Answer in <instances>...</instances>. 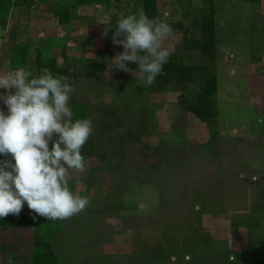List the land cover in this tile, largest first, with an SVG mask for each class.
Listing matches in <instances>:
<instances>
[{
  "label": "rangeland",
  "instance_id": "374dc122",
  "mask_svg": "<svg viewBox=\"0 0 264 264\" xmlns=\"http://www.w3.org/2000/svg\"><path fill=\"white\" fill-rule=\"evenodd\" d=\"M24 1L0 25V73L16 70L12 44L28 47L33 75L49 71L38 60L74 67L70 106L84 105L94 126L87 166L70 180L90 204L65 219L53 243L58 260L173 264L175 255L178 264L190 254L214 264L240 255L264 263V0H216V44L208 54L186 47L203 39V1L158 0L154 20L173 29L166 47L206 67L169 89L146 87L138 62H129L131 72L108 66L124 51L112 39L115 21L145 14L144 0ZM107 17L113 23L105 35ZM208 72L218 75L217 113L203 121L186 101L198 99ZM0 107L7 110L3 101ZM23 210L32 212L26 203ZM27 263L0 252V264Z\"/></svg>",
  "mask_w": 264,
  "mask_h": 264
},
{
  "label": "clouds",
  "instance_id": "9594fccd",
  "mask_svg": "<svg viewBox=\"0 0 264 264\" xmlns=\"http://www.w3.org/2000/svg\"><path fill=\"white\" fill-rule=\"evenodd\" d=\"M102 22L107 35L113 21L107 17ZM115 24L113 42L124 51L110 58L109 68L131 72L129 62H138L144 85L151 86L171 56L165 39L172 26L142 12L122 15ZM0 89L7 109L0 107V219L19 215L25 203L48 220L82 212L90 199L73 191L70 180L73 170L87 166L82 148L94 126L91 117L73 119L68 78L49 71L33 76L20 67L0 73ZM184 259L192 257L185 254ZM170 260L175 264L177 257Z\"/></svg>",
  "mask_w": 264,
  "mask_h": 264
},
{
  "label": "trees",
  "instance_id": "16d2710c",
  "mask_svg": "<svg viewBox=\"0 0 264 264\" xmlns=\"http://www.w3.org/2000/svg\"><path fill=\"white\" fill-rule=\"evenodd\" d=\"M81 5L98 4L107 5L111 0H78ZM208 7L203 15L202 22L198 23L199 29L203 32V39L194 42H186L189 50L200 49L204 54H208L215 49L216 44V0H202ZM252 1V0H251ZM24 3L28 2L25 0ZM23 0H0V25L6 27L10 11L17 6H22ZM158 0H144L145 15L155 19L158 17ZM58 15L62 11L55 10ZM66 11V10H64ZM61 22H69L68 15L60 18ZM182 24H180V28ZM28 58V47L21 44H12L11 46V64L17 69L23 67L26 69ZM39 61L41 66H46L55 76H65L71 85L78 79V73L74 67L65 65L59 67L57 61L53 59L50 62ZM206 70L203 65H188L184 62L182 55L171 53L168 62L164 65L163 71L155 79V82L162 85V88L169 89L174 84L185 85L194 81L198 70ZM39 76V75H33ZM205 80L202 91L197 100H187L186 109L195 114L203 121H210L216 116V94L218 91V75L215 72L204 74ZM72 109L73 119L86 118L89 116L88 109L77 101H73ZM89 142L82 148V154L89 155ZM113 208L115 204L111 205ZM125 206V205H124ZM35 216V218H34ZM65 219L48 220L46 217L37 216L34 212H26L22 209L19 215L9 214L0 219V252L5 249L18 259H22L27 264H64L58 260L54 248V239L64 230ZM28 240V241H27ZM21 241H26L24 245ZM178 264H214L209 260L183 261ZM227 264H264L262 261L249 255H240L234 259H229Z\"/></svg>",
  "mask_w": 264,
  "mask_h": 264
}]
</instances>
